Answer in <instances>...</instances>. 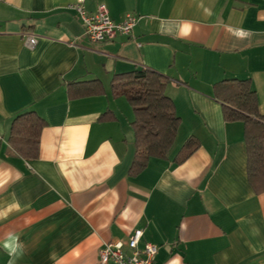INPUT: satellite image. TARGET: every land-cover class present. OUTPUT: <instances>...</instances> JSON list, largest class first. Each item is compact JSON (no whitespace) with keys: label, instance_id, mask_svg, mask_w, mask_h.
I'll list each match as a JSON object with an SVG mask.
<instances>
[{"label":"crops","instance_id":"1","mask_svg":"<svg viewBox=\"0 0 264 264\" xmlns=\"http://www.w3.org/2000/svg\"><path fill=\"white\" fill-rule=\"evenodd\" d=\"M76 1L0 0V233L26 245L17 264H100L99 248L135 229L140 247L158 246L153 264H264V192L247 178L244 124L224 118L213 92L246 79L264 115V0H83L115 22L139 17L96 43ZM140 67L167 77L180 125L166 158L133 174V112L111 81ZM96 82L102 93H85ZM28 111L44 121L33 158L8 141ZM188 139L199 146L177 162Z\"/></svg>","mask_w":264,"mask_h":264},{"label":"trees","instance_id":"2","mask_svg":"<svg viewBox=\"0 0 264 264\" xmlns=\"http://www.w3.org/2000/svg\"><path fill=\"white\" fill-rule=\"evenodd\" d=\"M167 83L165 75L147 67L113 75V95L125 97L133 112V174L144 168L150 158L165 159L176 138L180 117L165 93ZM87 87V94L102 93L98 82ZM213 92L224 105V118L244 124L247 178L254 191L264 192V115L258 112L255 91L246 79H230L218 82ZM69 95L73 97L74 93ZM43 126V119L34 111L20 113L12 121L8 141L21 156L36 157ZM198 146L196 139H188L176 161L186 160Z\"/></svg>","mask_w":264,"mask_h":264},{"label":"built area","instance_id":"3","mask_svg":"<svg viewBox=\"0 0 264 264\" xmlns=\"http://www.w3.org/2000/svg\"><path fill=\"white\" fill-rule=\"evenodd\" d=\"M82 1L77 0L69 4L68 7L77 12L84 25L85 34L92 43L113 40L118 34L128 35L139 20L136 15L126 14L123 20L115 22L111 19L108 9L103 3L97 6L95 12L87 13ZM26 42L32 46L36 39L29 37ZM142 235V229H135L126 244L123 242L104 244L98 250V262L100 264L107 262L113 264H153L158 246L145 242L140 247Z\"/></svg>","mask_w":264,"mask_h":264},{"label":"clouds","instance_id":"4","mask_svg":"<svg viewBox=\"0 0 264 264\" xmlns=\"http://www.w3.org/2000/svg\"><path fill=\"white\" fill-rule=\"evenodd\" d=\"M0 215V219H6ZM0 248L8 255L7 264H17V261L25 254L26 245L21 241L20 236L13 231L0 233Z\"/></svg>","mask_w":264,"mask_h":264},{"label":"rangeland","instance_id":"5","mask_svg":"<svg viewBox=\"0 0 264 264\" xmlns=\"http://www.w3.org/2000/svg\"><path fill=\"white\" fill-rule=\"evenodd\" d=\"M120 98H122L123 100H125L124 97H120Z\"/></svg>","mask_w":264,"mask_h":264}]
</instances>
